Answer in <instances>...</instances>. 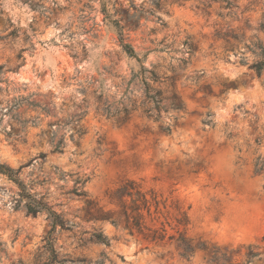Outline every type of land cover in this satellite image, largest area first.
Here are the masks:
<instances>
[{
	"label": "rangeland",
	"instance_id": "obj_1",
	"mask_svg": "<svg viewBox=\"0 0 264 264\" xmlns=\"http://www.w3.org/2000/svg\"><path fill=\"white\" fill-rule=\"evenodd\" d=\"M53 25L59 37L37 38ZM262 36L264 0H143L139 6L136 0H0V164L16 171L25 187L22 194L0 174V201L16 191L10 212L8 202L0 206V253L7 255L3 233L10 230L12 246L19 244L15 264H115L108 252L121 242L123 228L141 242L134 255L171 246L155 257L164 264H264V69L255 68L264 60ZM125 44L142 60L129 57ZM241 44L258 59L233 84L256 101L242 114L256 119L230 115L233 131L222 140L201 137L198 125L214 129L215 113L200 118L206 93L192 90L188 80L202 78L203 61L216 49L234 52ZM182 52L187 58L178 66L167 62ZM154 53L159 59L145 67ZM109 80L130 101L134 87H143L144 103L147 89L168 99L176 94L182 109L169 110L188 119L177 118L166 132L199 137L194 157L156 160L157 141L144 122L152 119L148 108L140 112L135 101L129 108L124 97L110 102L104 91ZM245 122L247 129L240 126ZM128 182L166 201L159 222L147 219L149 229L160 230L163 222L175 234L177 219L187 213L181 231L195 249L189 259L175 242H152L148 230L140 234L128 226L129 200L116 196ZM29 204L41 212L29 214ZM98 233L109 245L96 241ZM200 242L205 250L196 248Z\"/></svg>",
	"mask_w": 264,
	"mask_h": 264
},
{
	"label": "clouds",
	"instance_id": "obj_2",
	"mask_svg": "<svg viewBox=\"0 0 264 264\" xmlns=\"http://www.w3.org/2000/svg\"><path fill=\"white\" fill-rule=\"evenodd\" d=\"M61 2H63V0H61ZM142 2L143 0H136L137 6H139V4ZM125 6H127V4H125ZM158 15L161 14L158 13ZM164 18L166 20L168 19V17ZM249 35L251 36L252 33H249ZM53 36L59 37V32L56 31L55 25H53L52 29L48 30L47 36H41L37 38L41 40H50ZM262 38H264V36H262ZM77 39L83 40L84 37L80 36ZM63 43L67 44L69 41L65 38ZM73 43H75V41H73ZM178 47L181 46L178 45ZM77 51H79V49H77ZM173 56H175V59L172 58ZM181 58H187L185 52H182L179 55L172 53V55L168 56L167 62L173 66H178ZM157 59H159V57L155 53L152 56H149L148 63L145 65V67H150L151 64ZM257 59L258 57L254 56L252 52L244 48L242 44L239 45L234 52L229 51L226 48L216 49L214 54H210L209 56L205 57L203 61L202 78L195 83L192 80H188V84L191 85L192 90L201 89L202 93H206V106L203 109L205 115L200 118L209 119L207 113H215V115L211 117L213 123L215 124L214 129L209 128L207 132H204L202 130L203 126L198 125L197 130L201 132V137L214 135L216 140H222L226 132L233 131L231 120H229L230 115L237 117L241 121H244L245 119L247 121H253L256 119L251 115H248L246 118L244 115H242L247 109L251 108V105L256 103V101L251 99V97L248 96V93L243 92V90H236V86L233 84V82H239L240 80L244 79L249 71L248 66L255 63ZM129 63L139 70V66L136 65L134 60L130 61ZM84 69L86 72H90L91 65H84ZM177 70L179 71L180 69L177 67ZM187 75H192L191 68L188 69ZM262 82H264V79H262ZM97 87H99V85H97ZM104 91L112 103L119 104L121 98L124 97L123 88L114 87L111 80L105 83ZM76 95L77 99H80L79 93ZM128 96L131 97V101L136 102L137 108L140 110V112H143L145 108L151 109L152 119L144 117V122L145 125L151 129V132L157 141L155 145L156 160L167 162L169 159L179 158L180 161H185L194 157L197 148L200 147L199 137H195L187 133L181 134V132L178 130H173L171 134H168L165 131L166 129L174 128V121L177 118L182 121L188 119L187 114L178 113L171 110H169L167 113L162 111L161 113L157 114L155 106L152 102L149 101L144 103V93L142 86L139 91H137L134 87L133 90L129 92ZM246 97L248 98V102H246ZM260 98L264 100V93L261 94ZM131 101L128 99V97H124V104H126L129 108L132 107ZM236 105H243V107L237 108L234 112L233 108ZM120 106L122 107L123 105ZM113 111H115V109H113ZM252 111L255 112L257 109L253 108ZM5 120H7V118H5ZM225 121H228L227 126H225ZM261 123L264 124V118L261 119ZM161 126H163V128ZM240 126L244 129H247L246 122L242 123ZM68 131L70 134V130ZM193 141H195V143H193ZM12 165L13 167H19V165L14 161L12 162ZM31 171V168L25 169V172ZM23 178L24 176L22 174L21 179ZM25 183H27V181H25ZM70 183L71 182H69V184ZM10 187L15 188V185H10ZM29 191H32V189H29ZM36 191H39V189H36ZM15 196L16 191L4 194L3 201H0V206H2L3 202H8L6 211L10 212L12 209L11 198ZM25 203H27V201H25ZM15 227L16 226L14 225L13 228ZM10 235V230H6L3 233V241L5 242L7 255L0 253V264H15V261L17 260V256L14 255V253L17 252L19 244H17L16 247H13L11 241L9 240ZM118 235L122 237L121 242L119 244L114 242L113 248L108 252V255L111 257V261H114L115 264H164L163 260H156L155 257L159 256L161 253H167L171 251V246H162L150 250V253L144 252L140 255H134V253L140 252V240L138 238L129 236L123 228H121ZM36 243H38V241L30 246L35 247ZM118 255L123 256L124 260L121 261L118 259ZM106 264H109V262L106 261Z\"/></svg>",
	"mask_w": 264,
	"mask_h": 264
},
{
	"label": "trees",
	"instance_id": "obj_3",
	"mask_svg": "<svg viewBox=\"0 0 264 264\" xmlns=\"http://www.w3.org/2000/svg\"><path fill=\"white\" fill-rule=\"evenodd\" d=\"M123 49L129 57L137 59L138 61L142 60L131 45L125 44L123 45ZM145 57H147V55H145L144 58ZM255 68L258 72H261L264 69V60L256 64ZM152 74L155 76L153 72ZM147 93L148 100L154 104L157 114L161 113V111L168 112L169 108L176 111L182 109V105L176 101V94H174L171 99H168L163 97L160 90L150 93V90L147 89ZM145 113L148 117H152L151 109H146ZM168 130L169 129H166L165 131ZM57 151H60V145L57 146ZM0 174L7 176L10 180L15 182L20 187L23 194L25 187L17 178L16 171L0 164ZM116 196L122 200H129L128 205L124 204V215L130 228L136 230L140 234H143L145 230H148L150 232L148 237L155 243L175 242L180 251V255L183 258L189 259L192 256L195 249L185 238V232L181 231V228H185L189 223L187 213H182L181 218L177 219L176 227L172 228L175 230V234H169L167 229H165L163 222L161 223L162 228L160 230H151L147 225V219H149L150 222H159L160 218L164 215L163 209H166V201H162L152 192L150 195L143 192L135 182L126 183L121 189H119ZM41 210L42 209L38 206L27 205V211L29 214L37 215ZM55 224L64 226L63 221H61L58 216H55ZM94 238L99 243L109 245L108 239L102 233L95 234ZM196 248L199 250H205L206 246L204 243L200 242L197 244Z\"/></svg>",
	"mask_w": 264,
	"mask_h": 264
}]
</instances>
